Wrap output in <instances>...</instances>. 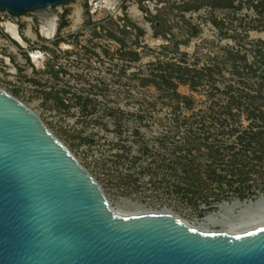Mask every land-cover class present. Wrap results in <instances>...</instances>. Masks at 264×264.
<instances>
[{
    "label": "rangeland",
    "instance_id": "374dc122",
    "mask_svg": "<svg viewBox=\"0 0 264 264\" xmlns=\"http://www.w3.org/2000/svg\"><path fill=\"white\" fill-rule=\"evenodd\" d=\"M138 4L142 22L121 13L92 21L85 0H69L47 10L58 15L53 37L34 15L35 44L1 29L0 86L95 176L113 208L124 199L195 226L263 213L264 119L246 106L264 91V0Z\"/></svg>",
    "mask_w": 264,
    "mask_h": 264
},
{
    "label": "water",
    "instance_id": "95a60500",
    "mask_svg": "<svg viewBox=\"0 0 264 264\" xmlns=\"http://www.w3.org/2000/svg\"><path fill=\"white\" fill-rule=\"evenodd\" d=\"M67 1L0 0V11L43 16ZM0 264H264V222L207 230L160 210L115 211L95 176L0 86Z\"/></svg>",
    "mask_w": 264,
    "mask_h": 264
},
{
    "label": "built area",
    "instance_id": "2783aa9c",
    "mask_svg": "<svg viewBox=\"0 0 264 264\" xmlns=\"http://www.w3.org/2000/svg\"><path fill=\"white\" fill-rule=\"evenodd\" d=\"M85 4V12L92 21L99 19L103 15L112 16L116 13H121L122 16L126 15L132 20H138L141 22L144 21V14L139 7L138 0H85ZM78 9L80 8L77 7L75 11V22L77 23L81 22V12L79 14V20H77ZM33 17L34 14L32 13H24L17 16H13L7 12L0 11V30L2 29L5 36L12 37L8 27H15L19 37L21 34V40H28V42L31 44L38 43L39 39L37 35L32 31ZM57 20L58 17L55 18V29L51 37H53L57 32ZM43 22H46L45 18H43V20L41 21V25ZM141 28L145 32V36L148 37L150 35V30L147 26V23H141ZM4 41L8 43V41H6L5 39ZM22 42L24 43L23 40ZM12 47H14L15 49H13ZM12 47V53L14 55H17L18 60L22 62V57L17 51L19 49L15 45H13Z\"/></svg>",
    "mask_w": 264,
    "mask_h": 264
},
{
    "label": "bare ground",
    "instance_id": "6f19581e",
    "mask_svg": "<svg viewBox=\"0 0 264 264\" xmlns=\"http://www.w3.org/2000/svg\"><path fill=\"white\" fill-rule=\"evenodd\" d=\"M79 13H80V9L77 10V19H79V17H78ZM43 16L46 19V22L42 23V25H43V28L41 27L42 28V32L47 37H51L53 35L54 29H55V23H54L55 16H54V14H50V13L49 14L48 13L44 14ZM8 29H9V31H10V33H11V35L13 37H15V38L19 37L17 35V31H16L15 27H8ZM263 199H260V200H258L256 202L243 203L242 207L243 206L246 207V208L255 207L256 205H259V203H261V201ZM238 204H239L238 202H235V203H233L231 205L223 203L219 207L223 208V209H226L227 211H231V209L234 208V206L238 205ZM113 209L115 211H117V212H122V213H126V214H131V215L150 211L148 209H145L143 207V205H141V204H139L137 202H130V201H126L124 199L122 200V202H120L118 204L117 207H114ZM161 211L174 214L169 209H163ZM174 215H176V214H174ZM219 216H221V215H219ZM209 217L205 218V221L203 223H201L198 227H201V228H204V229H207V230H212L207 225L221 224L222 228L220 230H225V231H244V230H248L250 228L256 227L259 224L264 222V212L260 213V214L259 213L255 214L254 211L253 212L252 211L249 212L246 216H244L242 218H239V219H236V220H232L231 222H223L222 223L219 218H215L214 216H209Z\"/></svg>",
    "mask_w": 264,
    "mask_h": 264
},
{
    "label": "trees",
    "instance_id": "16d2710c",
    "mask_svg": "<svg viewBox=\"0 0 264 264\" xmlns=\"http://www.w3.org/2000/svg\"><path fill=\"white\" fill-rule=\"evenodd\" d=\"M253 63H250V65H252ZM264 80V77H263ZM264 84V83H263ZM264 91H259L257 92L255 95H251L252 101L250 103L247 104L246 109L248 110L249 114L254 116L255 118H262L264 119V97L263 96ZM175 94L178 95V93L175 91ZM232 101L233 102H237L239 104H241V98L240 97H235L232 96ZM259 98L260 99V103L255 104L256 99ZM238 107V106H237ZM227 109L229 111H231V106L227 105ZM250 134V138H254V136H256L257 134H259L258 131H254V130H250L248 132Z\"/></svg>",
    "mask_w": 264,
    "mask_h": 264
}]
</instances>
